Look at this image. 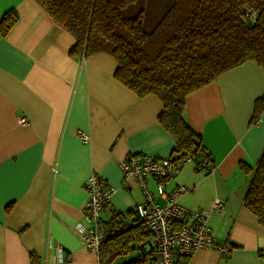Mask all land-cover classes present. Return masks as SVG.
<instances>
[{
  "label": "crops",
  "instance_id": "obj_1",
  "mask_svg": "<svg viewBox=\"0 0 264 264\" xmlns=\"http://www.w3.org/2000/svg\"><path fill=\"white\" fill-rule=\"evenodd\" d=\"M11 9L17 20L0 31V264H32L31 253L38 264H98L75 231L86 225L83 182L96 173L117 188L104 228L113 213L142 201L136 181L123 182L119 162L175 157L158 121L162 103L117 81L111 55L71 56L74 37L35 0H0V20ZM262 95L263 69L246 61L185 98L182 118L211 155V169H197L194 159L180 163L166 190L187 187L179 202L189 209L222 201L208 224L220 244L232 246L226 254L197 249L187 264H264V227L243 205L251 173L241 167L253 168L264 149V117L253 120ZM155 184L148 181L153 193Z\"/></svg>",
  "mask_w": 264,
  "mask_h": 264
},
{
  "label": "trees",
  "instance_id": "obj_2",
  "mask_svg": "<svg viewBox=\"0 0 264 264\" xmlns=\"http://www.w3.org/2000/svg\"><path fill=\"white\" fill-rule=\"evenodd\" d=\"M35 1L74 37L71 56L105 52L115 59L117 81L138 96L154 94L160 99L158 121L176 145L175 157H169L174 171L186 159H194L197 169H211V155L182 118L185 98L246 61H254L264 72V0ZM16 20V11H7L0 31L6 33ZM260 116L264 95L253 105V120ZM241 167L251 173L243 205L264 227V149L253 168ZM105 233L98 264L156 262L151 248L145 247L150 233L134 208L113 213ZM132 252L136 254L124 260ZM30 255L32 264H38ZM190 257L177 254L173 264H187Z\"/></svg>",
  "mask_w": 264,
  "mask_h": 264
},
{
  "label": "built area",
  "instance_id": "obj_3",
  "mask_svg": "<svg viewBox=\"0 0 264 264\" xmlns=\"http://www.w3.org/2000/svg\"><path fill=\"white\" fill-rule=\"evenodd\" d=\"M19 121L27 123L25 119ZM77 136L83 142L89 141V135L81 130H77ZM119 166L123 182L135 180L143 193V200L134 206V211L150 233L148 243L156 259L154 264H173L177 254L192 255L201 248L216 249L223 254L231 250V244L217 242L208 224L210 212L222 211V201L213 200L209 210L189 209L179 202L187 187L180 185L166 190L174 172L169 157L128 155L119 162ZM149 180L156 183L155 193L149 189ZM83 189L86 200L82 211L86 225L77 223L75 231L87 250L97 255L106 236L101 216L117 188L92 173L83 182Z\"/></svg>",
  "mask_w": 264,
  "mask_h": 264
},
{
  "label": "rangeland",
  "instance_id": "obj_4",
  "mask_svg": "<svg viewBox=\"0 0 264 264\" xmlns=\"http://www.w3.org/2000/svg\"><path fill=\"white\" fill-rule=\"evenodd\" d=\"M135 254H136V252H132V253H130L129 256H128L127 258H125L124 260L128 259L129 257L134 256ZM121 261H123V258L118 259V260L116 259V260L114 261V263H119V262H121Z\"/></svg>",
  "mask_w": 264,
  "mask_h": 264
}]
</instances>
